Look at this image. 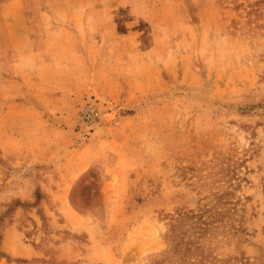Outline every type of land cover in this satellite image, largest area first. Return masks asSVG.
Instances as JSON below:
<instances>
[{
  "label": "rangeland",
  "instance_id": "374dc122",
  "mask_svg": "<svg viewBox=\"0 0 264 264\" xmlns=\"http://www.w3.org/2000/svg\"><path fill=\"white\" fill-rule=\"evenodd\" d=\"M80 1L0 0V264H151L166 249L170 216L199 198L179 169L206 174L221 155L244 163L249 235L240 248L249 264H264V0H135L122 6L117 68H108L113 47L94 45L88 63L62 62L61 84L52 59H26L33 69L21 86L13 42L50 36ZM21 7L25 19L13 11ZM143 8L159 26L139 43L128 25ZM143 57L172 62L157 77ZM129 66L144 91L128 92ZM79 67L92 86L69 77ZM88 102L99 116L85 124Z\"/></svg>",
  "mask_w": 264,
  "mask_h": 264
},
{
  "label": "trees",
  "instance_id": "16d2710c",
  "mask_svg": "<svg viewBox=\"0 0 264 264\" xmlns=\"http://www.w3.org/2000/svg\"><path fill=\"white\" fill-rule=\"evenodd\" d=\"M210 164L206 174L194 166L179 169L178 175L196 188L199 198L194 208L178 209L170 216L163 235L166 249L153 256L151 264H249L240 248L249 235L244 216L248 196L238 194L242 181L248 182L239 175L244 163L221 155ZM261 184L264 189V176ZM22 204L17 201V206ZM36 204L35 198L31 205ZM36 213L42 220L38 208ZM229 247L232 251L226 252Z\"/></svg>",
  "mask_w": 264,
  "mask_h": 264
},
{
  "label": "crops",
  "instance_id": "0c3cea01",
  "mask_svg": "<svg viewBox=\"0 0 264 264\" xmlns=\"http://www.w3.org/2000/svg\"><path fill=\"white\" fill-rule=\"evenodd\" d=\"M103 0L102 4L100 6H83L84 0L80 1L79 5L75 6V12H73L71 17H74L73 20L64 22L61 24H58L55 27L50 26L49 35L48 37L43 38H28L25 37L24 34H22V30H27L30 26H28V23L23 21V23H19V29L21 30L22 37L18 41L13 42L14 46L17 49V52L19 53V60L16 62L17 70H19V74L21 75V80L19 79L17 83L21 84L23 87L29 86V79H26V74H28L26 71L27 69H33L28 68L29 63L26 64L25 60H29L31 58H34V62L38 65H44L45 60L44 59H52L55 64L51 65V69L55 71L54 74H50L51 78L54 80H61L64 81L63 73L60 72L64 69V64L62 62L75 59V60H82L87 62L86 55H90L89 48L91 46H112V61L110 62V65H108V68H117L120 61H119V39L115 37L116 33H119V29L122 28V26L125 25V23L121 22V14H122V6L123 5H129L133 8V3L135 0ZM138 4L137 0L135 2ZM135 4V5H136ZM139 11L140 15L138 21L134 23H130L128 25L129 31H136L137 34V41L139 43L142 41V37H144V34L151 39V33L146 32V30L150 29L153 30L159 26L158 23H154V21L151 19L152 11H154V8H143V11H140L139 9H136ZM14 12L19 13L23 12L24 16L22 14V18L25 19V14L27 12L25 11L24 7L17 8L13 10ZM11 12V11H8ZM32 14L36 11L34 9L31 10ZM11 14V13H9ZM34 15V14H33ZM12 18L15 17V15H11ZM158 22V21H157ZM35 26L39 29H45L44 27L40 26V24H35ZM31 27L33 25L31 24ZM99 33L100 36L97 37V35L93 34ZM111 35V37H110ZM109 37V38H108ZM106 42V43H105ZM135 43L136 39H135ZM137 43V44H139ZM58 46L67 47L65 51L57 48ZM82 46V48L80 47ZM69 47H78L76 51L73 49H69ZM116 47V48H115ZM74 52V54L69 55V53ZM66 56V57H65ZM70 57V58H69ZM130 60V59H129ZM139 60V64L142 65L144 68L150 70V72H153V76L156 75V68L160 65H164L166 63L172 62L168 59H162L161 61H155L154 59H150L149 57H143ZM82 61V62H83ZM89 62V61H88ZM87 62V63H88ZM47 65V64H45ZM34 67V65H33ZM133 67L129 66L127 70H125V67L122 68L123 76H125V79H127V85L131 86V90L129 89V93H134L136 89H140V91H144L146 84L143 82V76H141V71L139 72V69H132ZM79 73L78 74H69V77H79V82L83 83L82 81L85 80V76H83V73L80 74V71H82V68H78ZM34 72V71H31ZM60 72V73H58ZM88 72V70H87ZM150 75V73H149ZM83 79V80H82ZM52 80V81H54ZM88 84V87L92 86V83L85 80ZM92 81V80H90ZM90 83V86H89ZM86 85V83H84ZM57 85V83L55 84ZM58 89V88H57ZM60 90V89H58ZM87 92L86 86L81 87L79 90V93ZM62 96V95H61ZM74 98V97H73ZM71 98V99H73Z\"/></svg>",
  "mask_w": 264,
  "mask_h": 264
},
{
  "label": "built area",
  "instance_id": "2783aa9c",
  "mask_svg": "<svg viewBox=\"0 0 264 264\" xmlns=\"http://www.w3.org/2000/svg\"><path fill=\"white\" fill-rule=\"evenodd\" d=\"M99 116V111L95 103L88 102L80 112V118L87 124L94 121Z\"/></svg>",
  "mask_w": 264,
  "mask_h": 264
}]
</instances>
